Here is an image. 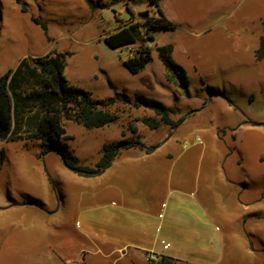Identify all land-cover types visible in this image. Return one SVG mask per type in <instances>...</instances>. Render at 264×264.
<instances>
[{
    "label": "rangeland",
    "instance_id": "obj_1",
    "mask_svg": "<svg viewBox=\"0 0 264 264\" xmlns=\"http://www.w3.org/2000/svg\"><path fill=\"white\" fill-rule=\"evenodd\" d=\"M215 1L163 0L175 28L156 33L147 69L131 73L125 60L138 44L111 47L104 36L130 20L144 19L139 11L155 15L156 7L149 0H0V75L15 69L23 58L34 63L50 51L68 52L64 74L70 84L95 98L128 95V100H117L111 106L119 119L103 127L88 129L75 119L62 118L74 139L62 138L61 142L82 164H94L103 143L135 136L130 123L137 126L145 144H161L172 133L168 125L153 130L136 120L144 114L154 115L144 105H133L141 97L173 107L177 135L189 142L199 132V124L217 127L225 172L233 180L232 175L244 179L248 170L252 179L239 185L240 201L248 202V210L232 226L222 259L214 264H264V134L248 130L241 131L237 141L228 137V129L242 120L264 125V58L258 59L254 51L264 35V0H221L218 5ZM166 39L177 47L171 43V55L186 70V89L168 78L158 57L157 43ZM38 88L29 85L25 91ZM21 166L29 174L20 173ZM65 166L60 155L41 153L34 142L19 146L0 138V264L21 263L32 216L52 220L66 216L56 183V167L63 170ZM42 174L48 176L46 186L39 181ZM63 183L69 191L76 189L70 178ZM28 194L43 199L51 209L21 205L29 204ZM29 209L35 212L28 214Z\"/></svg>",
    "mask_w": 264,
    "mask_h": 264
},
{
    "label": "crops",
    "instance_id": "obj_2",
    "mask_svg": "<svg viewBox=\"0 0 264 264\" xmlns=\"http://www.w3.org/2000/svg\"><path fill=\"white\" fill-rule=\"evenodd\" d=\"M218 4L221 0L215 1ZM161 8L174 23L163 0ZM166 43L173 41L157 44ZM40 115L35 109L20 115L17 133L25 135L34 129ZM247 121L231 126L228 137L237 141L239 133L248 130L264 134V125ZM176 126H169L172 133L161 144H145L148 150L135 147L120 151L108 167L92 177L66 164L63 170L56 167L66 216L53 220L32 216L35 219L28 220L27 246L21 250L20 264H151L149 256L158 259L163 254L176 258V264L219 262L226 236L248 210V202L240 201L239 185L241 181L248 184L252 175L247 170L244 179L232 175L231 180L225 172L217 127L199 124L201 129L189 142L177 135ZM4 140L18 142L19 146L34 142L40 152L43 148L36 139ZM49 152L60 155L55 150ZM18 171L29 174L24 166ZM65 178L75 181L76 189H65ZM39 181L48 185V176L42 174ZM28 196L29 204L21 205L51 209L43 199ZM32 210L28 214L35 212ZM18 257L10 258L11 262Z\"/></svg>",
    "mask_w": 264,
    "mask_h": 264
},
{
    "label": "trees",
    "instance_id": "obj_3",
    "mask_svg": "<svg viewBox=\"0 0 264 264\" xmlns=\"http://www.w3.org/2000/svg\"><path fill=\"white\" fill-rule=\"evenodd\" d=\"M156 7V14L136 21L130 20L116 30L108 32L104 39L111 47H123L138 44L132 55L125 60L126 67L137 73L145 68L152 60L151 43L155 42L156 33L174 30L175 24L166 16L161 8L160 0H149ZM105 7L106 5H102ZM37 22L38 19H35ZM160 60L167 69L168 78L176 79L180 86L187 88L186 73L172 57L173 45L166 43L157 46ZM68 52L50 51L34 59L23 58L15 69H8L0 75V138L7 140L36 139L41 142L42 151L55 150L59 152L65 164L85 176H93L108 167L113 158L122 150L141 148L148 150L140 140L138 128L129 124L130 131L135 136L113 140L103 145L98 160L92 164H82L78 157L60 141L67 135L62 118L75 119L88 129L99 128L119 119L116 110L111 106L117 100H128L127 94L117 93L108 98H95L83 88L69 83L64 74ZM255 55L258 59L264 58V35L261 36ZM33 85L39 87L26 92L25 88ZM139 107L144 105L154 111V115L136 117L150 129H158L161 125L171 128L177 125L173 119L174 108L166 106L147 97H141L133 102ZM36 110L38 116L36 126L25 135L16 131L20 115L24 112ZM155 147V145H151ZM35 200V199H32ZM151 264H176L177 259L169 255H159L158 259L149 256Z\"/></svg>",
    "mask_w": 264,
    "mask_h": 264
},
{
    "label": "water",
    "instance_id": "obj_4",
    "mask_svg": "<svg viewBox=\"0 0 264 264\" xmlns=\"http://www.w3.org/2000/svg\"><path fill=\"white\" fill-rule=\"evenodd\" d=\"M138 16L142 18H147L149 16V11L144 10V11H139ZM59 153V152H58ZM60 154V153H59ZM61 155V154H60ZM62 157V156H61ZM64 161V160H63Z\"/></svg>",
    "mask_w": 264,
    "mask_h": 264
}]
</instances>
